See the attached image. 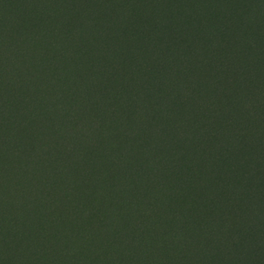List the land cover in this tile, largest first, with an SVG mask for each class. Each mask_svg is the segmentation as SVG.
<instances>
[{"label": "rangeland", "instance_id": "1", "mask_svg": "<svg viewBox=\"0 0 264 264\" xmlns=\"http://www.w3.org/2000/svg\"><path fill=\"white\" fill-rule=\"evenodd\" d=\"M36 1L17 2L16 9L29 10ZM45 1L49 7L57 8L63 5L68 8V14L66 15L62 13L54 14L52 18L54 21L53 26L50 24L51 26L47 27L46 30L51 40H54L57 50L70 45L72 60L69 65L71 71L67 70L65 73H60L62 84L61 78L57 76V73L55 77L53 70L47 74L42 73L44 71V62L50 59V53L43 49L41 50L43 44L46 45L48 43H42L36 36L39 19L35 17L37 18L36 20L32 17L28 20L29 22H20L17 41L9 47L0 45V60H2L1 66L3 67V69H0V86L5 87L3 91L0 90V92H3L0 98V111L2 109H10V105L11 107L14 106V99H11L12 94L18 96L17 93L11 92V94L7 90L11 78L14 77L15 79L16 77L12 71L14 68L16 69L18 63H20L23 70L21 73L20 70L18 71L19 78L16 81L23 78L25 82H35L34 80L40 78L41 74L43 76L40 80L53 77V80H57V90L61 94H71V102L76 107L81 106L82 109L88 111L86 118L90 114L91 106H97L98 103H102L107 97L109 86L113 80L116 88L114 90L111 89L110 95L124 89L130 77L124 74L122 65L127 67L138 78L144 76L145 70L162 68L164 64L159 60H155L153 67L141 58H131L123 61L120 56L119 61L108 62L116 45L118 19L120 16L125 15V12L133 10L135 5V13L139 14L138 23L142 22L145 24L143 29L139 31L137 39L142 38V44L146 43V46L149 47L159 45L168 52L167 58L174 65V70L169 74L171 76L159 78L156 74L152 79L156 86L155 93L161 92L165 82L171 90V94L167 91L172 97L166 106L168 111L162 116L165 121L162 119L159 122L161 117L158 115L153 118L157 120L149 123L141 121L139 127L147 129L152 135L154 134L153 142L155 140L162 142L166 138L172 139L174 146L181 153L183 149H187L189 143H186L184 139L186 136L181 135L183 134L181 130L176 129L177 125L180 126L185 122L193 124L190 133L192 138L199 141V146L196 150L202 151V155L195 160L194 169L197 175L192 179L191 185L188 187L192 191L198 190L199 192L214 188L216 182L213 178H208L207 182H203L199 176V172L205 167L204 154L212 151L219 155L218 146L223 154L226 145L232 143L231 134L235 136L236 140L233 142L235 145L252 144L257 152L264 151V112H255L257 107L253 108L252 106V103L255 102L252 94L250 95L247 92L249 100L245 101L242 99L245 95L243 91L249 85H252L249 88H254V91H258V96L263 98L261 93L264 90V69L261 70L258 67L256 70L250 68L245 70L241 67L243 63L247 64L248 61H251L249 57L251 54L250 47L264 43V5L257 7L262 9V11H258L257 8L253 9L248 1L228 0L229 7H232V12L236 15L237 20H235L233 27L222 32L221 29H218L221 27L215 21V17L211 16V13L215 16L214 12L221 14L226 9L221 8L223 7V0H172L171 2L169 0ZM8 3L9 0H0V12L5 11ZM231 4L233 5L231 6ZM177 14L181 16L176 20L174 27L171 28L172 31L171 29H163L164 32H159L158 27L162 26V22L157 20L163 17L165 20H170ZM67 19L71 20L70 23L77 27V30L68 31L64 28V22ZM239 20L240 23L237 24ZM199 29L202 30L200 38L206 39V48L197 49L194 53H189L191 35ZM105 40L110 42L105 50L98 48L101 53L92 51L95 50L96 46L103 47L105 43L102 41ZM17 44L22 45L24 49L16 50ZM175 48H179V53L181 52L185 55L184 60H181L180 57H174L172 52L175 51ZM221 50H223L222 53L225 55L221 60H226V64L223 67L218 65L221 60H219L217 54L220 55L219 51ZM81 51L82 54H80ZM139 51H142V49L140 48ZM81 59L85 63L88 62L89 67L86 65L83 67L85 70L80 69V66H78L79 63L82 64ZM90 62L91 64H89ZM106 65H112L113 70H106ZM135 67L137 68L136 70ZM115 69L117 70L116 73ZM87 70L89 73H87ZM9 73L12 76L8 75ZM85 76L88 77L85 78ZM82 79L86 83H89L87 79L92 80L94 98L92 101L87 99L86 103L83 102L82 98L85 95L83 93L84 90L79 88V82ZM160 82H162L161 85ZM70 85L71 87H68ZM16 86V88L20 89L18 85ZM75 86H77L76 92ZM33 100L35 99L30 92L27 97L14 102L15 106L19 108L20 114L22 113L23 116L28 117L30 113L27 109L31 110L34 107ZM52 100L54 105L56 101L55 99ZM135 103L137 104V100H135ZM162 107L163 105H159L154 108L160 109ZM53 109L51 108L52 113ZM219 111L222 112L223 117L227 120V123L222 125L223 131L227 135H223L224 137L218 134L217 136L213 135L215 131L217 133L219 131L218 120L215 119L213 112ZM252 114H256V121L248 125L246 120ZM9 116H11L10 111L0 113V209L3 210L5 208L1 207L2 198L3 200L5 199L9 208L6 213H0V264H98L94 256L89 253V246H92L89 241L91 239L89 230L90 227H97L98 224L95 219H91V221L85 220L83 213L89 212L88 208L93 205L92 201L95 197H104L105 199L109 196L112 198V195L107 193V181L103 178L99 179L98 173L93 171L91 167L93 166L92 161L94 163L99 162L98 156L101 153L104 155L109 153L107 143L114 141L107 139V143H103L93 138L89 142L77 144L67 139V135H64L66 128L73 127L81 132V121L76 119L75 116H70L68 120H61L58 123L47 120L42 122V125L32 121L26 127L16 122L19 117L16 119L11 118L10 120L12 121L10 122ZM142 116H145L144 113ZM6 117L7 121H9L4 125L3 121ZM96 117L95 114L94 118ZM122 118H124V115H121ZM107 119L106 117L103 121L105 129H108V127L110 129L106 133H108L109 137L118 138V130L109 122L106 123ZM110 119L116 121L118 118L110 117ZM54 126L55 128L53 129ZM36 130L39 131L38 135H35L37 134L35 133ZM52 131H55L56 134H53ZM28 133L36 136V140L32 148L29 147L23 151ZM127 135V141L128 139L133 140L131 132H128ZM187 138L190 140V137ZM19 139L21 149L14 147L16 140ZM103 141L105 140L103 139ZM90 145L92 147L96 146L97 154L91 157V161L88 160L87 164L91 167L87 168L82 161V155L84 148L90 147ZM73 146L79 150L76 151L78 154L73 153L71 149ZM113 146L111 145V149H113ZM50 151L56 153L57 160L66 158V164L70 161L68 159L69 155L74 154L79 157L76 159L71 158L72 163L76 165L75 167L71 165L69 171L60 173L61 175L59 174L57 177H52L51 184L58 183L54 185H50L47 182L43 183L44 181L40 183L30 174L38 166H41L43 162H49L42 155L46 154L48 156ZM241 153H244V151L238 152V150H235L233 155L238 156ZM86 154L89 155L88 153ZM186 160L187 158L185 157L184 163ZM24 164L27 165L26 170L22 168ZM141 166L146 165L142 162ZM210 174L208 176L220 178L214 171H210ZM153 175H155L153 177L157 178L153 183L155 184L159 177H156V174ZM64 181H75L78 186L68 184L67 187ZM81 182H83L82 190L84 194L86 196L89 195L91 199L87 202L89 204L88 208L80 210L78 205L70 204L69 198L74 195L70 190L79 187ZM171 182L178 181H173L172 179ZM8 183V190L3 189ZM96 188H99V191ZM17 189L24 192V198L20 199L18 206L15 204V201L20 196L16 193ZM104 191L106 192L103 193ZM40 197H42V200L39 204V202L35 201V198L40 200ZM252 201L255 205L257 204L255 200ZM22 202L24 203L23 205ZM20 205L23 208H27L28 211L26 216L21 219H15L13 214L20 211ZM39 207L43 209L46 220H48L45 222L40 221L44 227L42 232L32 226L35 223H32L31 220L32 214L36 212L35 209ZM219 208L220 223L215 224L217 228H221L222 225V228L228 226L230 218L226 215L227 211L231 210L233 212V218L241 215L239 214L240 206L232 201L219 205ZM108 210H110L108 205H102L97 207L98 212H90L89 216L92 218V215H94L102 223L106 217L99 216V214L106 213L105 211ZM11 216L17 222V226L20 224L18 235L11 233L14 221L10 219ZM208 216L205 213L201 214L202 219H207ZM46 223L49 224V229H47L48 225ZM43 231L47 236L43 234ZM217 236L219 235H214L215 238ZM71 246L72 248L77 246L81 256H74L69 249ZM214 248L223 249L215 245ZM76 250L77 248L74 251ZM157 260L160 261L159 256ZM110 263L108 258H106L104 264Z\"/></svg>", "mask_w": 264, "mask_h": 264}, {"label": "trees", "instance_id": "2", "mask_svg": "<svg viewBox=\"0 0 264 264\" xmlns=\"http://www.w3.org/2000/svg\"><path fill=\"white\" fill-rule=\"evenodd\" d=\"M171 1L169 0V2ZM244 1H248L253 9L264 5V0ZM17 2L25 3L28 0H9L5 11L0 12V45L9 47L17 41L20 22H29L28 20L32 17L36 20L38 18L36 36L42 43H48L46 45L43 44L41 50L43 49L50 53V59L44 62V71L42 73L47 74L53 70L54 76L56 77L57 73V76L61 78L60 73H65L67 70L71 71L69 65L72 60L70 45L57 50L54 40H51L46 28L51 26L50 24L53 26L54 21L52 18L54 14H68L67 6L49 7L45 0H37L29 10H25L23 8L16 9ZM221 8L226 9L221 14L214 12L215 16L211 13V16L215 17V21L220 25L221 28L218 29L225 32L230 27H233L237 18L232 12V7H229L228 0H223V7ZM257 9L262 11L261 8ZM135 12L134 5L133 10L125 12V15L120 16L118 19L116 45L108 62L119 61L120 56L123 61L131 58H141L151 64L152 67L155 60H159L164 64L162 68L145 70L144 76L138 78L127 67L122 65V71L130 77L124 89L110 95L111 89L114 90L116 88L113 80L109 86L107 97L102 103H98L97 106H91L90 114L86 118L88 111L82 109L81 106L76 107L71 102V94H61L57 90V80H53V77L40 80L43 76L41 74L40 78L34 80L35 82L28 83L23 78L16 81L19 78L18 71L20 70L21 73L23 70L20 63H18L16 69L14 68L12 71L16 77L15 79L14 77L11 78L7 90L10 93L15 92L14 94H18L16 96L11 93V99L16 102L27 97L31 92L35 99L33 100L34 107L31 110L27 109L30 114L26 117L22 113L20 114L19 108L15 106L13 101V108L10 105V109H2L0 113L10 111L9 120L19 117L16 122L25 127L26 125L29 126L32 121L42 125V122L47 120L58 123L61 120H68L70 116H75L76 119L81 121V132L73 127H68L64 130V135H67V139L77 144L89 142L93 138L103 143H107V139L115 142V144L114 142L107 143L109 153L105 155L101 153L98 156L99 162L94 163L92 161V167L87 162L88 160L91 161V157L96 156V146L92 147L90 145V147L84 148L83 159L81 158L87 168L91 167L93 171L98 173L99 179L103 178L107 181V193L111 194L112 198L109 196L105 199L104 197H95L92 201L93 205L88 208L89 204L87 202L91 198L89 195L86 196L82 190L84 181L79 184V187L70 190L74 194L69 198L70 204L78 205L80 210L88 208L89 212L83 213L84 219L87 221L95 219L98 224L97 227H90L89 230L91 232L89 241L92 245L89 246V253L94 256L98 264H104L106 258L111 262L110 264H264V151L257 152L252 144L235 145L233 143L236 140L235 136L231 134L232 143L226 145L223 154L219 146V155L212 151L204 154L205 167L199 172V176L203 182H207L208 178H213L216 182L214 188L199 192L198 190L192 191L188 187L191 185L192 179L197 175L194 169L195 160L202 155V151L196 150L199 146V141L192 138L190 133L193 124L185 122L180 126L177 125L176 129L181 130L183 133L181 135L186 136L184 139L186 143H189L187 149H183L181 153L174 146L172 139L166 138L162 142L160 140L153 142L154 134L152 135L147 129L139 127L141 121L149 123L157 120L153 118L158 115L161 117L159 122L162 119L165 121L162 116L168 111L166 106L172 98L169 95L171 90L165 82L161 92L155 93L156 86L152 79L156 74L159 78L171 76L169 74L174 70V65L167 58L168 52L159 45L149 47L146 46V43L142 44V38L137 39L139 31L143 29L145 24L142 22L138 23L139 14ZM180 16V14H177L170 20H165L164 17L159 18L157 21L161 20L162 22V26L158 27L159 32L162 33L164 32L163 29L169 30L174 27L176 20ZM70 22L71 20L69 19L65 20L64 28L68 31L77 30V27ZM239 23L240 20L239 22L237 21V24ZM201 31L199 29L191 35L189 53H194L197 49L206 48V39L200 38ZM102 42L105 43L103 47L96 46L95 50L92 51L101 53L98 48L105 50L109 46L110 42L108 40ZM140 48L142 51H139ZM15 49L24 48L22 45L17 44ZM179 50V48H175L172 53L175 58L180 57L181 60H184L185 55L181 52L179 53ZM249 50L251 61H248L247 64L243 63L241 67L245 70L249 68L256 70V68L260 67L263 70L264 43L252 45ZM219 52L220 55H217L219 60H221L225 55L222 53L223 50ZM80 54H82V51ZM81 62L82 64H78L80 69L85 70L83 68L85 65L89 67L88 62L85 63L82 59ZM1 63L2 60H0V69H3ZM225 64L226 60L218 62L219 67H223ZM105 69L113 70L112 65H106ZM114 71L115 73L117 72L116 69ZM87 73H89L88 70ZM8 75H11V73ZM87 77L85 76V78ZM83 79L79 82V88L84 90L83 93L85 95L82 98L83 102L86 103L87 99L88 101L93 100L94 92L92 80L87 79L89 83H86ZM60 81L62 84V78ZM162 82H160V85ZM16 85L20 89L16 88ZM77 86H75V92ZM250 86L252 85L247 86L243 91L245 95L243 97L241 95L242 99L245 101L249 100L247 92L250 95L252 94L253 99H255L252 106L253 108L257 107L255 112H264V90L262 91L263 93L260 92L263 96V98H260L258 96L259 93L257 94L258 91L256 92L254 88H249ZM68 87H71V85ZM4 89L5 87L0 86V90L3 91ZM2 95L3 92H0V98ZM52 99L56 101L54 105ZM135 100H137V104ZM159 105H163V107L160 109L154 108ZM51 108H54L53 113ZM143 113L144 117L142 116ZM213 113L215 119L218 120L219 126L218 133L215 131L213 135H226L222 125L226 124L227 120L223 117L221 111ZM95 114L96 118H94ZM121 115H124V118L121 119ZM255 115L252 114L251 117L247 118L246 123L248 125L256 121ZM104 116L108 118L106 123L109 122L118 130V138L109 137L108 133H106L110 129L109 127L105 129L103 126V121L106 118ZM110 117L118 119L114 121ZM232 117L236 118L235 116ZM8 121L6 117L3 124L6 125ZM52 132L56 134L55 131ZM128 132H131L133 140L128 139L127 141ZM35 133H37L35 135H38L39 131L36 130ZM187 137H190V140ZM35 140L36 136L28 133L23 151L29 147L32 148ZM20 145V139L16 140L14 147L20 148ZM111 145H114L113 149H111ZM74 147L71 148L73 153L78 154L76 151L79 150ZM125 149L127 150L125 151ZM235 150H238V152L244 151V153L235 156L233 155ZM74 154L69 155L68 159L70 161L66 164V158L57 160L56 153L50 151L48 156L46 154L42 155L49 162H43L41 166H38L30 174L40 183L44 181L43 183L47 182L50 185L58 184L57 182L51 184L52 177H57L60 173L69 171L71 165L76 166L72 163L71 158L76 159L79 157ZM185 157L187 160L184 163ZM74 161L77 162L76 160ZM142 162L146 166H141ZM22 168L26 170L27 165L24 164ZM210 171H214L220 178L208 176L211 175ZM153 174L159 177L155 184L153 183L157 178L153 177L155 176ZM172 179L178 182H171ZM64 183L65 186L68 184L78 186L75 181H64ZM7 185L3 189L8 190L9 183ZM96 189L99 191V188ZM16 193L20 195L15 201L18 206L20 199L24 198V192L17 189ZM40 198V200L35 198V201L39 202V204L42 200V197ZM252 200H255L257 204L255 205ZM230 201L240 206L239 214L241 215L233 218V212L231 210L227 211L226 215L230 218L228 226L222 228V225L221 228H217L215 224L220 223L219 205H224ZM101 202L103 203L101 204ZM1 203V207L5 208L3 210L0 209V213L4 214L9 208L5 199L3 200L2 198ZM22 205L19 206L20 211L13 214L15 219H21L26 216L28 209L23 208ZM102 205H108L110 210L105 211L108 214H99V216L106 217L105 221L100 223L94 215L90 218L89 213L96 212L97 207ZM35 211L31 219L35 225L32 226L42 232L44 227L40 221L45 222L48 220H46L45 212L41 207L35 209ZM202 213L209 215L208 218L202 219ZM10 219H13L12 216ZM73 219L75 220V218ZM12 224L11 233L18 235L20 224L17 226L15 220ZM46 224L48 225L47 229H49V224ZM43 234L47 236L44 231ZM215 234L219 236L215 238ZM214 245L223 249H215ZM76 248L77 250L74 251ZM69 249L74 256H81L77 246L74 248L71 246ZM158 256L160 261L157 260Z\"/></svg>", "mask_w": 264, "mask_h": 264}]
</instances>
